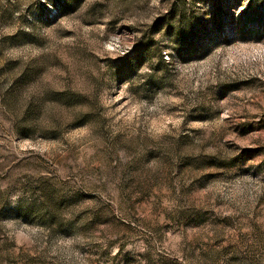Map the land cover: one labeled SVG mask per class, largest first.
<instances>
[{
  "label": "rangeland",
  "instance_id": "374dc122",
  "mask_svg": "<svg viewBox=\"0 0 264 264\" xmlns=\"http://www.w3.org/2000/svg\"><path fill=\"white\" fill-rule=\"evenodd\" d=\"M0 264H264V0H0Z\"/></svg>",
  "mask_w": 264,
  "mask_h": 264
},
{
  "label": "trees",
  "instance_id": "16d2710c",
  "mask_svg": "<svg viewBox=\"0 0 264 264\" xmlns=\"http://www.w3.org/2000/svg\"><path fill=\"white\" fill-rule=\"evenodd\" d=\"M64 5V4H63Z\"/></svg>",
  "mask_w": 264,
  "mask_h": 264
}]
</instances>
